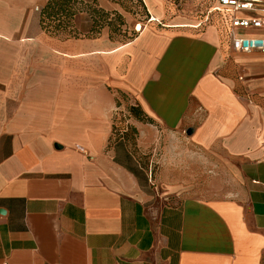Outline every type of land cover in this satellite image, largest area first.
<instances>
[{"label":"crops","instance_id":"crops-1","mask_svg":"<svg viewBox=\"0 0 264 264\" xmlns=\"http://www.w3.org/2000/svg\"><path fill=\"white\" fill-rule=\"evenodd\" d=\"M42 3L0 0V264H264V53L235 51L222 20L59 39ZM123 97L140 149L186 134L227 196L164 204L116 134Z\"/></svg>","mask_w":264,"mask_h":264},{"label":"rangeland","instance_id":"rangeland-1","mask_svg":"<svg viewBox=\"0 0 264 264\" xmlns=\"http://www.w3.org/2000/svg\"><path fill=\"white\" fill-rule=\"evenodd\" d=\"M48 1L42 0V6L38 10L40 18ZM76 1L82 4L76 6L77 15L67 23L68 30L74 32L73 36H106L114 43L120 44L134 39L139 33V26L143 29L151 26L163 28L168 24L186 22L197 23L200 30H204L212 24L209 11L215 3V0H165L167 17L160 23L151 24V14L145 0ZM213 22L218 24L220 18L216 15ZM67 33H61L57 38H66ZM123 100L125 108L118 114L119 126L116 134L128 137L139 154L140 161L148 167L152 188L160 195L164 204L177 203L186 196L208 201L227 196L224 191L231 189L232 185L217 183L216 168L210 163L207 155L199 156L197 151H192L185 140L186 134L166 138L154 130V144L147 149H140L139 132L133 123L138 119L130 111L134 104L128 97Z\"/></svg>","mask_w":264,"mask_h":264},{"label":"built area","instance_id":"built-area-1","mask_svg":"<svg viewBox=\"0 0 264 264\" xmlns=\"http://www.w3.org/2000/svg\"><path fill=\"white\" fill-rule=\"evenodd\" d=\"M263 4L264 0H215L214 6L209 11V16H212L213 21L217 15L227 24L231 47L235 51L264 53V37H246L238 34V31L264 30V18L261 16L264 14ZM240 12L251 15L239 17L238 13ZM151 21L152 18L149 22ZM137 32H140L139 28H137Z\"/></svg>","mask_w":264,"mask_h":264},{"label":"trees","instance_id":"trees-1","mask_svg":"<svg viewBox=\"0 0 264 264\" xmlns=\"http://www.w3.org/2000/svg\"><path fill=\"white\" fill-rule=\"evenodd\" d=\"M78 4L82 3L76 0H49L41 15L42 29L56 38L59 34L68 32L66 38L59 39L79 38V36L72 35L74 32L73 30H68L69 25L67 24L77 15L76 6ZM93 12L95 14L98 13V11ZM86 37L96 38L95 36ZM130 111L138 120H145L136 107H131Z\"/></svg>","mask_w":264,"mask_h":264},{"label":"bare ground","instance_id":"bare-ground-1","mask_svg":"<svg viewBox=\"0 0 264 264\" xmlns=\"http://www.w3.org/2000/svg\"><path fill=\"white\" fill-rule=\"evenodd\" d=\"M139 29H140V31L142 30V27L141 26H139Z\"/></svg>","mask_w":264,"mask_h":264}]
</instances>
